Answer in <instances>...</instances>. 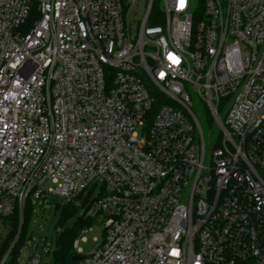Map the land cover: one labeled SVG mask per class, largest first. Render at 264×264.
<instances>
[{"label":"built area","instance_id":"2783aa9c","mask_svg":"<svg viewBox=\"0 0 264 264\" xmlns=\"http://www.w3.org/2000/svg\"><path fill=\"white\" fill-rule=\"evenodd\" d=\"M98 181L74 264H264V0H0V246Z\"/></svg>","mask_w":264,"mask_h":264},{"label":"rangeland","instance_id":"374dc122","mask_svg":"<svg viewBox=\"0 0 264 264\" xmlns=\"http://www.w3.org/2000/svg\"><path fill=\"white\" fill-rule=\"evenodd\" d=\"M158 3L160 4L161 11L162 2L158 1ZM142 6L143 2L140 8H136L137 11H141ZM190 97L192 101V111L194 112L202 130L206 146V153L208 154L211 150L213 142L217 140L219 129L215 122H211L208 119L207 110L200 97L195 93H191ZM220 114L223 115L224 111H222ZM94 184L95 183H91L88 186L84 192V196L89 194L90 199L98 197L102 183L98 181L95 186H93ZM79 203V201L76 202L77 205ZM81 213L82 210L79 212V214ZM58 217L59 215L50 208V205L47 201L42 202L40 200L38 203H34V210L31 213L30 221L27 227V241L29 245H25L19 253L20 264L26 263L31 254L40 258L41 264L51 262V254L47 253L46 251L48 245H50L51 251L53 250L55 246L56 232L61 230V227L57 224ZM74 221L75 217L70 218L65 226L70 227ZM90 228L91 229L88 231V233L84 235L85 239L80 240L78 244V248H80L83 253H88L93 248L95 245L94 238L99 240L102 236V225L100 223L95 222L92 224V226H90Z\"/></svg>","mask_w":264,"mask_h":264},{"label":"trees","instance_id":"16d2710c","mask_svg":"<svg viewBox=\"0 0 264 264\" xmlns=\"http://www.w3.org/2000/svg\"><path fill=\"white\" fill-rule=\"evenodd\" d=\"M97 198L98 197L90 199L89 194L84 196V192H81L76 197L66 202L56 197L42 198L41 201H47L50 208L59 215L57 224L61 227V230L56 232L55 246L50 253L51 262L47 264L75 263L73 257L77 255L73 248V241L79 236L80 231L84 227H90L96 222L95 219L85 217V215L82 213L79 214V212L81 210H85L87 206H89V204ZM78 201L80 203L77 205L76 202ZM33 210L34 203L28 199L26 201L21 220L17 210H15L7 218L3 219V222L7 224L8 228L6 236L0 246V261L5 252L9 249L10 245L13 243L16 235H18V239L11 248V252L4 264H17L19 251L28 239L27 227ZM72 217H75V221L70 227H66L65 225L67 221Z\"/></svg>","mask_w":264,"mask_h":264},{"label":"water","instance_id":"95a60500","mask_svg":"<svg viewBox=\"0 0 264 264\" xmlns=\"http://www.w3.org/2000/svg\"><path fill=\"white\" fill-rule=\"evenodd\" d=\"M81 257L80 256H75V257H73V260L74 261H77V260H79Z\"/></svg>","mask_w":264,"mask_h":264}]
</instances>
